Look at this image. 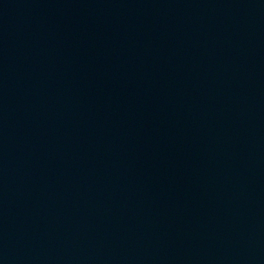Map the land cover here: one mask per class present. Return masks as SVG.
Wrapping results in <instances>:
<instances>
[{
    "label": "water",
    "instance_id": "water-1",
    "mask_svg": "<svg viewBox=\"0 0 264 264\" xmlns=\"http://www.w3.org/2000/svg\"><path fill=\"white\" fill-rule=\"evenodd\" d=\"M0 264H264V0H0Z\"/></svg>",
    "mask_w": 264,
    "mask_h": 264
}]
</instances>
